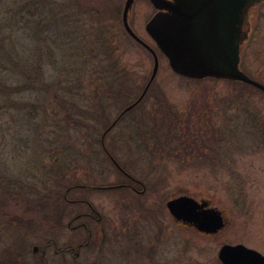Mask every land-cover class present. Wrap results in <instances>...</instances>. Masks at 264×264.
<instances>
[{
	"label": "rangeland",
	"instance_id": "1",
	"mask_svg": "<svg viewBox=\"0 0 264 264\" xmlns=\"http://www.w3.org/2000/svg\"><path fill=\"white\" fill-rule=\"evenodd\" d=\"M124 2L0 0V264H220L223 244L264 255V93L176 75L145 31L147 0H134L128 22L158 69L104 138L145 190L106 188L130 180L101 135L153 68L123 27ZM249 14L240 68L264 84V5ZM70 187L77 201L55 204ZM180 195L209 200L225 226L204 236L176 223L166 202ZM88 204L105 239L93 224L85 244L68 222Z\"/></svg>",
	"mask_w": 264,
	"mask_h": 264
},
{
	"label": "water",
	"instance_id": "2",
	"mask_svg": "<svg viewBox=\"0 0 264 264\" xmlns=\"http://www.w3.org/2000/svg\"><path fill=\"white\" fill-rule=\"evenodd\" d=\"M149 1L156 13L146 23L145 30L175 74L195 80L212 78L242 82L264 93V84L250 78L239 68L240 46L246 38L245 28L252 17L249 12L263 0ZM133 2L125 0L122 24L125 31L152 54L153 68L139 97L121 111L105 132L143 99L158 69L156 52L128 24V13ZM166 207L173 219L193 224L204 233H215L224 226L220 212L208 208L206 201L199 202L181 195L167 201ZM33 250L37 248L33 247ZM217 258L221 264H264V256L260 252L243 244L222 245Z\"/></svg>",
	"mask_w": 264,
	"mask_h": 264
},
{
	"label": "flooded vegetation",
	"instance_id": "3",
	"mask_svg": "<svg viewBox=\"0 0 264 264\" xmlns=\"http://www.w3.org/2000/svg\"><path fill=\"white\" fill-rule=\"evenodd\" d=\"M148 1V0H147ZM264 5V0L262 1V2H260L259 4H258V7L259 6H263ZM156 12V10L154 11V13ZM153 13V14H154ZM252 21H253V17H251V20H250V24H252ZM250 24L245 28V31H246V38L244 39V42L242 43V45L240 46V53H241V49H242V47L244 46V45H246L249 41H250V38H251V35H252V33H253V30H252V28H251V26H250ZM240 57H241V55H240ZM108 128V127H107ZM106 128V129H107ZM105 129V130H106ZM108 134V133H107ZM106 136V135H105ZM104 149V151H105V148H103ZM105 153H106V151H105ZM107 155V154H106ZM118 171L121 173V174H123L126 178H128V180H130V183H123V184H119V185H112V186H108V187H106V188H115V189H122V190H124V191H130L131 193H134V194H139V193H142L145 189L143 188V190L142 191H138V189L137 188H135L136 187V185H140V183H139V181L138 180H136L134 177H132V176H129L126 172H124V171H122V170H119L118 169ZM70 189H72V188H68L67 190H66V192H65V195H63L64 196V199H65V201H72V202H74V201H77V200H67L66 199V194L70 191ZM199 202L200 201H206L207 202V207L208 208H214V209H217L216 207H214V206H212L211 204H210V201L209 200H206V199H200V200H198ZM88 206H89V208L91 209V212H86V213H82V214H78V215H76L74 218H72L69 222H68V228H72V229H78V228H81V229H83L84 230V232H85V234H86V236H87V238H86V242H85V244H87V243H89V238L91 237L90 235H91V231L89 230V227L91 226V225H95V226H97V230L95 231V233H98V232H101L102 233V240L103 239H105V236H104V231H105V229H104V225H102V221H103V219H102V217L96 212V211H94L92 208H91V206L88 204ZM81 217H84L85 219H87L88 220V223H79V224H75V225H73L72 226V222H74V221H76V220H78L79 218H81ZM224 219V218H223ZM176 221V223H178L179 225H181V226H189L190 228H194V226H193V224H190V223H185V222H183V221H177V220H175ZM224 226H225V224H226V221H225V219H224ZM90 225V226H89ZM98 226L100 227V229H101V231L98 229ZM196 230V229H195ZM221 230V229H220ZM220 230H218L217 232H215V233H204V232H199V231H197V232H199L200 234H202V235H204V236H209V235H215V234H217ZM96 236H97V234H96ZM84 244V245H85ZM69 250V248H66V251H68Z\"/></svg>",
	"mask_w": 264,
	"mask_h": 264
},
{
	"label": "trees",
	"instance_id": "4",
	"mask_svg": "<svg viewBox=\"0 0 264 264\" xmlns=\"http://www.w3.org/2000/svg\"><path fill=\"white\" fill-rule=\"evenodd\" d=\"M239 83V82H238ZM124 94V92L121 94V95H123ZM171 122V121H170ZM107 126H109V125H107ZM168 129L170 128L169 126L167 127ZM186 138H188L187 136H186ZM73 187V186H72ZM72 187H70V188H72ZM64 195V194H63ZM63 195H61V196H55L54 198H55V200H57L56 202H55V204H57V202L59 201V199L61 200V202H62V204H65V199H64V196ZM44 199V198H43ZM46 203H48V201H45V200H43L42 202H41V204H39V206L40 207H44L45 206V204ZM53 205V203L52 202H50L49 203V205H48V207L49 206H52Z\"/></svg>",
	"mask_w": 264,
	"mask_h": 264
}]
</instances>
